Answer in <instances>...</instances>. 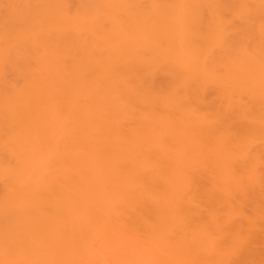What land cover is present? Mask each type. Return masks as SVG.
Instances as JSON below:
<instances>
[{"label": "bare ground", "instance_id": "obj_1", "mask_svg": "<svg viewBox=\"0 0 264 264\" xmlns=\"http://www.w3.org/2000/svg\"><path fill=\"white\" fill-rule=\"evenodd\" d=\"M98 4L93 14L86 10L87 15L68 16L70 29L56 35L62 47L57 49L70 54L62 53L64 67L82 86L52 83L49 78L51 83L36 82L40 86L36 90L41 88L40 93L33 88L37 96L32 91L17 96L30 109L45 94L60 110L59 114L53 110L55 115L49 118L54 121L56 113L60 115L55 120L58 135L56 131L57 137L52 135L57 138L55 152L47 158L40 154L48 166L55 161L56 171L53 174L48 166L41 171L43 166L32 159L37 156H29L34 148L30 137L22 139L23 144L30 143L27 148L24 144V151L15 138L14 146L22 153L17 150L15 156L14 146L9 147L15 150L17 167L10 166L12 162L0 164V212H36L31 222L30 217L26 221L28 239L21 242L28 244V255L40 264H81L98 241L119 247L124 241V249L138 256L134 244L127 243L130 234L149 245L155 264L234 263L250 246L251 237L229 231L245 218L244 212L230 203L235 198L232 192L226 204L213 196L205 212L194 207L201 204L193 198L200 181L195 174L213 169L205 170L208 178L224 193L231 190V183L239 188L240 180L246 181L235 172L237 161L244 168L252 166L254 172L261 162L264 0H99ZM32 80L34 86L28 82L35 87ZM11 86L21 93L15 83ZM105 99L115 108L106 106ZM35 133L33 137L40 139L39 131ZM256 142L262 147L256 149ZM43 171L54 177L47 179ZM247 219L257 230L256 220Z\"/></svg>", "mask_w": 264, "mask_h": 264}, {"label": "rangeland", "instance_id": "obj_2", "mask_svg": "<svg viewBox=\"0 0 264 264\" xmlns=\"http://www.w3.org/2000/svg\"><path fill=\"white\" fill-rule=\"evenodd\" d=\"M96 3H97V7H98L99 0H97L96 2H95V0H0V118H1L0 119V160L1 161L3 160V163H4L3 164L0 161L1 165H6V164L10 165L11 164L10 166H12V164H13V166H16L14 163L18 162L17 157L15 158V156H17V150L22 153V151H24L23 149H26L27 146L30 147V143H31V148L32 147H34V148L30 149L31 155L29 153V156H31V157H33V155L37 156V157H33L32 159L35 158L36 159L35 163L37 165L41 164L40 166L44 167V168L43 167L41 168L39 166L41 168V171H42V169H46V167L48 166V165H46L48 163H46L47 161L44 158L43 159L45 161H43V162H45V163H42L41 160H43V159H41V157L44 156L45 158H47V156L49 155V153H51L52 150L55 152L53 147H54V144L57 142V138L54 139L53 136H55L54 135L55 131H56L55 132L56 135H58L57 133L59 132L57 130L58 124H56L57 122H55V120L57 117L60 116V115H57V113L60 110L56 106V103L54 100L51 101L49 99H45V94L42 95L43 97L39 94L40 99L42 101L39 99H38L37 103H35V101H34L32 104L33 106H30V109H28L27 107H25L26 104L19 100V98L21 97L20 94H22V92H23V93H25L23 95H26L27 93L30 94L32 91V96H34V95L37 96L38 94H36V93H40L39 91L41 88H39V90H36L39 86V85L37 86L36 82L38 84L39 83L42 84L41 80H44L46 82H50L53 79L52 80L53 82L51 81L52 83H56V82L60 81V82L68 83L69 85H73L77 88L82 86V82L80 80L78 81V79H75L74 77L72 78L71 75L68 74L70 70L68 68L66 69L64 67V66H66V63L64 61L66 56L64 57L62 55V53H63L62 50L59 51L57 49V48L61 47V44H60L61 40L56 35H57V32H58V35H61V34H64V32H68V30L70 29L71 24L69 22H67L69 19L68 16H70L71 19L72 18L74 19L77 16H81V14H82V16L87 15L85 13L86 10L87 11L89 10V12L91 11L90 14H93L92 12H95L94 6L96 5ZM79 11H81V12L84 11L85 14H83ZM72 15L73 16L75 15V16L73 17ZM61 18H62V20H61ZM63 19L64 20L67 19V20L63 21ZM71 19H69V20H71ZM55 22H57V24ZM60 23H62V24L60 25ZM53 26L55 28H53ZM59 26H61V27H59ZM64 28H67V30H65ZM58 29H59V31H58ZM46 30H47V33H46ZM54 35L56 37H53ZM52 37L54 39L56 38L55 42H54V39L52 40ZM57 45H60V46L57 47ZM63 54L65 55L67 53H63ZM60 55L63 57H61ZM58 58L61 61H59ZM62 61H64V62H62ZM62 64H63V66H62ZM44 69H46V70H44ZM33 73H34V75H33ZM67 75H69V76H67ZM31 79H33L32 81L34 82V84H36L35 85V87L37 86L36 88L33 87L34 85L31 82ZM55 80H56V82H55ZM13 81L17 86H19L21 93L20 92L18 93V91H17L18 87L16 88V91H13L15 89L14 87L12 90L11 84L12 85L14 84V83H12ZM28 81L30 82L31 85H33L32 87L30 86ZM8 87L11 88V90H9ZM33 88L35 89L34 92L37 91L36 93H33V90H34ZM14 92H16L17 94L14 95L13 94ZM7 94L9 96L8 98H7ZM18 94H19V96H18ZM213 98H214V95L209 96L210 100H213ZM107 100L105 99V105L108 107H114L112 102L110 100H108V102H107ZM40 101H41V104L43 103V106H42L43 111H41ZM44 101L46 102V104ZM10 102L12 103V105ZM30 102H32V101H30ZM22 104H23V107L25 109L24 108L22 109ZM30 104H27V106ZM50 104H52V105H50ZM49 106H51V107L53 106L54 109L49 107ZM19 107H21L22 111H20ZM55 107H56V109H55ZM26 108L29 111L28 113L26 112L27 111ZM14 110L16 111L15 115H14ZM17 110L21 114H19L17 112ZM53 110H54V112H55V110L57 111L56 117H54V121L52 119H49V118H51V116L53 117L55 115ZM9 111L13 112V113H10ZM45 111L48 112V114L50 112H53V114L50 113L51 115L49 114L50 115L49 116V115H47V113ZM30 112L31 113L34 112L32 114V116H31ZM8 114H13V115H11L12 116L11 117ZM23 114L24 115L27 114V116H23ZM6 115H8V116H6ZM4 116H5V119L8 121H6V120L4 121ZM13 116H14V118H13ZM6 117H8V118H6ZM41 117H43L44 121L42 120ZM34 118L37 120H35ZM39 118L41 120H38ZM11 120H14V122L12 121V124H11ZM49 121H51V122H49ZM34 123H35V125L33 126ZM20 124H21V127H20ZM39 124H41V125H39ZM44 124H46L47 126ZM237 124L239 126V124H241V122L238 121ZM14 125H16V127L18 125L19 127H17V128H19V129H21L23 127V129H21V131L24 134L28 133V131H30L31 129L34 128L33 130H31V133L33 132L32 136L29 135L30 132L27 134V136H25L24 134L22 135V133L19 131V129L16 130ZM40 126L43 128V130ZM55 126H56V128H55ZM12 127H13V129H12ZM28 128L30 130H28ZM47 128H49V129H47ZM8 130L9 131L11 130L12 132L11 131L9 132ZM15 130L19 131V132L16 133ZM25 131H27V132H25ZM37 131H39V135L41 137L44 136L43 137L44 139L41 137H40V139L36 138L38 140H41V142L38 141V145H37L36 139L33 137V136L36 137V134H38V133H35V132H37ZM41 132L44 135L40 134ZM49 132H51L52 134ZM45 134H46V136H45ZM10 135L12 136V138L14 137V139L11 138L12 140H14L13 142L10 139V137H11ZM26 137H30L27 139H29V140L31 139V140L29 143V141L26 139L27 140L26 142H28V145H26V143L24 142V144L26 146V148H25V146L23 144V140ZM55 137H57V136H55ZM15 138H19L18 141L20 144L19 143H17V144L19 147L20 146L22 147V151L19 150L21 147L19 148L18 146H16V147L14 146V145H16ZM50 138H52V139H50ZM53 139H54V142H53ZM50 140H52V141L49 143ZM258 142L263 144L264 139L260 138L258 140ZM258 142H256V144H254V147L255 148L257 147L256 149L262 147V145H260V143H258ZM36 145L40 148V151L38 150L39 148ZM12 146H14L13 148L16 150L15 156L13 155L15 150L14 149L11 150ZM35 146H36V148H35ZM9 147H11V148H9ZM55 147H56V145H55ZM47 149H48V151H47ZM54 152H52V154ZM261 152L262 153H260V154H261L262 159H261V162L259 163L260 165L257 164L254 166V167H256V172H254L255 170H252L253 172L250 171L252 169V166H250V167L248 166V168H246V167L244 168V167H242L243 165L239 161H237V163L235 162L236 164L234 163L235 164L234 168L236 169L235 172L236 173L240 172V173H237V174H239L240 178L246 179V181L244 180L245 182L243 180H240L242 187L236 188V185H234V183H231L232 184V185H230L231 190L229 191V189L227 188L228 191L226 190L223 193L222 191H224V188H222V190H221L220 185H218V188H217V185L216 184L213 185V183L211 182L212 178H208L209 176L207 175L206 171L212 170L213 172H215L213 169L208 168L209 170H206L204 168V173H202L203 175L200 173L201 170L195 174L196 178L199 177L201 182L198 180V178L196 179V180H198L199 183L197 184V181L195 182L198 186H195V184H194L195 188H194L193 198H195L194 201L195 200L197 201V202L195 201V203L200 202L201 204H199V205L195 204L194 207H197L199 209H203V211L207 210V208L211 207V201H212L211 197H213V196H215V198H217V200H220L219 202L225 203V201L227 202V200H229L228 198L230 196L228 197V195L232 192L231 194L235 198L234 199L232 198L233 201L230 198V200H231L230 203L232 204L233 207H236V205L238 204L240 206L239 207L237 205V207H239L238 208L239 211L244 212L245 218H243L242 220H241V218H239L238 221H237L238 218L235 219L239 225L236 224L237 222L235 221L236 226L232 225L230 227V229L229 228L228 229H229V231H232V230L241 231V233L243 235L245 234L247 236V239H248V237H251L249 240L250 246H249L248 250H245V252H243V254H244L243 257L240 255L241 258L239 257L238 259H234L232 261L234 263H231V264H236V263L238 264V262H239V264H264V237H263L264 236V226H263L264 225V218H263L264 217L263 216L264 215V160H263L264 159V151L261 150ZM40 154H41V157H40ZM9 155H11L12 158ZM50 156L51 155H49V157ZM7 157L9 160L7 159ZM26 157H27V159H29L28 156H26ZM26 157H25V159H26ZM39 159H41V160L39 161ZM49 159H47V160H49ZM54 159H55V157L53 159L51 158V161ZM9 162H12V163L9 164ZM52 162L54 164L51 163V165L53 167H56L55 161H52ZM238 162H239L240 166L238 165ZM49 164H50V162H49ZM236 165H238V166H236ZM52 166L49 165L48 167L53 168ZM245 169L248 172V174H246V172H244ZM53 170H54V172H52ZM47 171H48V169H47ZM55 171H56L55 168H53L51 170V172L53 174L55 173ZM202 171H203V169H202ZM212 171H209V172H212ZM257 171L259 174H257ZM43 172L45 173V171H43ZM51 172L45 173L44 177L48 176V178L46 177L47 179L53 178L54 175L51 176V174H52ZM205 172H206V174H205ZM242 173H243L244 178L240 175ZM199 174L201 177L198 176ZM253 174L255 176L256 175H258V176H256L254 178ZM205 175H207V176L205 177ZM213 175L215 176L216 174L213 173ZM247 175H248V177L252 176L253 179H250L251 177L247 178L246 177ZM202 176H204V177H202ZM210 177H212V176H210ZM259 177H260V179H259ZM202 178H204V179H202ZM0 179H1V177H0ZM207 179H209L210 181L208 182ZM252 180H253V182L251 183ZM254 180H255V182H254ZM0 182H2V181L0 180ZM243 182H244V184H243ZM199 184H201V185H199ZM1 185H0V188H1ZM233 185L235 186L236 191L233 189V187H234ZM237 185L240 186V184H237ZM206 188H208V189H206ZM212 188H214V189H212ZM218 189H219V192H218ZM241 189L242 190L244 189L243 192H241ZM202 190L205 192H209V193L208 194L205 192L203 193ZM232 190H234V191H232ZM210 191H212V192H210ZM216 192H218V193H216ZM212 193H214V194H212ZM220 193L223 195H221ZM218 195H219V197H218ZM207 198H208V200H207ZM236 201H237V203H236ZM234 202L236 203L235 206H234ZM204 203H206V204H204ZM222 203L220 204L221 208L223 206H225V204H226L225 203L222 206ZM201 205L206 206V209H204L205 207L201 206ZM235 209H237V208H235ZM257 212H261L260 215L257 216V214L256 215L253 214V213H257ZM1 213L2 214L4 213V215H2ZM35 213L34 212H26V213L25 212H19V213L18 212L17 213L16 212H0V215H2V216H0V264H40L38 262L37 258H36V261H37L36 262L35 260H33L34 258L32 256H29L31 254L29 252H27V251H29V249H28L29 247L27 244L28 240L25 243V244H27L26 245L27 249H26V246H23L24 245L23 242H25V239H28L26 236L27 230H26L25 224H27V222L29 221L30 216L36 217ZM197 213L200 214L201 212H197ZM5 214H7V215L5 216ZM25 214H28V218L26 217L27 215H25ZM24 216L26 217V219H24ZM259 216H262V217L259 218ZM255 217H258L257 220ZM32 218L30 217L29 222H31L33 220ZM247 218H252V219L256 220L257 230H253L254 228L251 229L252 226L249 225V221ZM237 225L240 226V227H238V229H237ZM258 226L260 227V229ZM20 227L21 228L23 227V228L20 229ZM18 229H19V231H16ZM248 229L250 230L249 232H248ZM20 230L24 231V232H20ZM244 231H247V232L244 233ZM251 231L254 233H252ZM18 233L19 234L21 233L23 235H21V236L17 235ZM261 233L263 235H261ZM245 235L243 236L244 238H246ZM20 237H22L23 239L21 240ZM129 237H130V240L127 241V243L131 242L132 244H134V247L139 250L137 252L138 256H136L135 254L133 255V253L125 250L124 248L126 247V245L124 244V241H122V240L121 241L123 243H121V245L119 244L120 247L118 245L115 246L114 244H107V243L102 244L103 242L98 241L94 244L93 254L90 257L85 258V260L81 264H135V263L140 264V262H142L143 264H155V261H153V257L149 252L150 251L149 245L146 244L145 242H143L142 240L135 238L131 234L129 235ZM21 241H23V242H21ZM246 251H248V252H246ZM28 253H29V255H28ZM246 254H248V256L245 259L244 256L246 257ZM242 259H243V262H242ZM236 261H238V262H236Z\"/></svg>", "mask_w": 264, "mask_h": 264}]
</instances>
